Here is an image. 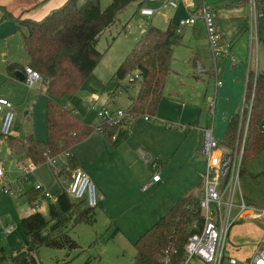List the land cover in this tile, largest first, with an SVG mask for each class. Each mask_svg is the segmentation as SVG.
Here are the masks:
<instances>
[{
	"label": "rangeland",
	"instance_id": "rangeland-1",
	"mask_svg": "<svg viewBox=\"0 0 264 264\" xmlns=\"http://www.w3.org/2000/svg\"><path fill=\"white\" fill-rule=\"evenodd\" d=\"M112 1L102 0V8L106 9ZM79 2L81 4L84 0ZM144 8L155 10L157 13L154 17L143 18L139 14L137 4L129 7L100 40L97 48L104 52L108 49L112 39L117 37L115 43L97 66L94 75L90 76L71 101L67 98L61 101L64 105L70 103L67 106L77 109L79 116L89 124H101L98 118L85 117V109L90 105L89 101L93 95L98 96L103 102L111 104L112 108L125 111L129 108L137 95L138 84L128 92L124 90L123 94L118 96L115 102H112L111 94L116 87V83L111 81L114 72L122 64L134 44L138 42L142 28L146 30L154 26L166 30L168 25L165 22L166 17L170 19L174 13H178L162 2H153L152 0H146ZM258 24L260 43L259 46L252 43L253 57H248L250 63L247 62V66L252 68L256 74H258L257 72L264 73V12L261 10L259 11ZM242 33L248 37L247 52L249 53L250 50L252 51L249 30L246 32L243 28L241 35ZM200 37L201 35H197L190 28L185 31L182 45L178 46L174 52L172 72L166 83L165 95L169 100L176 98L177 101L192 102L200 109L202 108L204 110L202 126L206 127L210 126L213 121L211 104L215 100V77L204 74L201 80L195 79L192 76L194 73L189 63L194 50H199V52L207 54L208 59L204 58V63L211 64L209 44L207 46L205 42L199 41ZM189 40H192L193 43ZM6 46L8 47L6 40L0 39V99L9 101L15 114L14 128L10 136L25 138L33 134L36 139L45 140L47 137L46 101L44 97H38L42 91L41 86L38 84L30 88L25 82L11 80L8 77L10 63L24 65L27 62L21 34H16V40L9 43L11 50L7 51ZM172 93H177L180 97L178 98ZM243 98L244 95L242 100ZM157 123V120L154 123H146L142 116L125 127L124 132L119 131L117 134L120 139L130 138L133 130L140 129L133 142L121 140L119 148L134 149L133 145H142V149H147V156H153L162 162V168H160V164L153 168L151 165L148 166L143 158H137L139 171L143 172L147 181L152 180L156 175L163 180L160 186L150 187L144 192L120 191L118 182L123 184L126 180L128 182L131 180L120 156H103L102 161H94L92 153L94 140L86 144L85 140L73 148V154L78 162L81 164L82 155L93 165L92 171L101 176L102 183L110 194L107 202L110 209L107 208L108 212H105L101 207H98L95 224L82 223L72 228L70 235L80 246L79 249L70 251L43 247L37 255V264H130L136 254L134 243L138 238L158 221V216L165 214L166 210L180 197L192 192L194 187L203 181L206 173V159L203 156L202 162L201 159L192 157V151L189 150L192 149L189 146L191 138L187 139L192 132L190 130L183 131L180 127H176V131L167 126H164L167 127V130L162 127L151 128ZM144 126L151 127L143 128ZM29 127L32 129V133ZM9 154L7 137L0 135V159L6 158L5 161H2L5 178L0 180V189L9 188V190L0 193V253L3 251L8 260L7 264H12L11 256L19 250L25 249L27 240L21 224L26 212L30 210L28 199L25 197L26 192L36 189L37 185L42 184L44 190L54 196L59 195L69 188L72 172L66 178L57 180L50 164L46 163L37 167L35 173L26 179L24 168L31 166L32 163L27 159L21 161L17 155H13L12 159L17 162V165L11 169L7 158ZM106 170L113 173V178L106 174ZM96 187L98 197L101 199L102 193L97 183ZM128 187L127 184L124 189L129 190ZM240 191L247 201L253 202L259 210H264V152L250 163L248 172L240 177ZM197 196L202 198L201 189L197 191ZM42 213L48 217V210ZM11 226L14 227V230L11 235H7L5 231ZM259 229L262 231L264 229L263 224L259 221L243 220L237 223L231 230L229 252H233L232 242L235 247L245 244L255 245L260 234ZM0 264H2L1 261ZM190 264L204 263L194 259Z\"/></svg>",
	"mask_w": 264,
	"mask_h": 264
},
{
	"label": "trees",
	"instance_id": "trees-1",
	"mask_svg": "<svg viewBox=\"0 0 264 264\" xmlns=\"http://www.w3.org/2000/svg\"><path fill=\"white\" fill-rule=\"evenodd\" d=\"M79 1L68 0L38 21L15 17L0 6L3 12L1 21H14L17 24L27 57L24 65H8V77L13 80L17 71L26 76V68L36 72L41 78L39 85L46 99V139L38 140L33 134L25 138L9 136L7 144L21 160L27 159L36 167L53 158L56 163L50 167L57 180L66 178L80 168L70 153L71 149L94 132H101L109 141H113L121 129L130 125L129 120L136 121L145 115L156 118L161 103L167 99L165 87L172 72L175 49L182 45L184 39V29L178 32L173 24L166 30L149 27L111 78L116 83L111 96L122 88L128 92L138 84L137 95L126 110L127 121L122 126L113 127L89 124L75 109L61 101L73 99L94 75L112 43L117 40V37L113 38L108 49L100 51L97 47L104 34L111 30L129 7L137 4L138 10H141L146 0H113L106 9L102 8L101 0H84L81 4ZM200 1L197 2L198 6L202 5ZM257 2L259 11L264 12V0ZM188 13L193 15L196 12L189 10ZM136 74L139 75L138 79L135 78ZM128 75H132L133 79H129ZM246 94L252 106L250 115L244 116L243 128L240 127L241 114L238 111L230 119L220 142L222 149L234 154L240 149L247 127L241 175L264 151V73L250 72ZM203 184V181L198 183L192 192L180 198L138 238L134 243L136 254L130 264H164L167 250L172 253V264L180 262L190 237L196 232L193 223L201 219V198L196 192L203 189ZM55 196L57 202L49 204L48 217L37 212L21 220L27 240L25 249L11 256L12 264H37V255L43 247L70 251L79 249L80 246L70 235L72 228L82 223H96L97 208H89L84 200L72 199L67 190ZM25 197L31 208L41 193L32 189L26 192ZM0 261L2 264L8 261L3 251Z\"/></svg>",
	"mask_w": 264,
	"mask_h": 264
},
{
	"label": "built area",
	"instance_id": "built-area-1",
	"mask_svg": "<svg viewBox=\"0 0 264 264\" xmlns=\"http://www.w3.org/2000/svg\"><path fill=\"white\" fill-rule=\"evenodd\" d=\"M162 2L165 6L172 9L179 7V0H156ZM258 0H248L250 7V15L248 18V30L252 43L259 46V10ZM189 9V8H188ZM143 16L152 17L156 14L155 10L143 8L140 10ZM197 19H201L205 25L206 37L209 48L214 60L212 69H208L205 65L197 62L195 70L198 75L208 74L212 72L216 79V87L222 86V82L218 80L217 75V60L221 57L224 50L223 35L221 34L215 14L207 7L201 8L197 13L189 15L186 19L179 22L177 27L178 32H181L188 26L196 24ZM251 57V54H250ZM233 63L237 60L231 56ZM250 63V59H249ZM128 78L133 79L132 75ZM138 79L139 75L136 74ZM40 76L36 72L26 68L25 83L30 88L35 87L40 83ZM248 83V81H247ZM132 89V88H131ZM247 84L244 93V98L239 107L241 114L240 127L243 128L244 116L250 115L252 103L247 100ZM124 89H119L112 97V102H115L118 96L123 94ZM89 106L85 109V117L89 118L93 115L101 121V124L109 127L122 126L124 121H127V114L125 110L112 108L111 104L101 105L100 98L93 95L89 102ZM214 107V102L212 108ZM78 114L79 112L76 111ZM144 120L153 122L156 119L150 115H145ZM135 120H129L130 124ZM15 114L12 111V106L9 101L0 99V135L9 137L14 128ZM127 127V126H125ZM264 129V126L262 127ZM242 140L240 149H237L234 154L227 153L220 146V141L214 137L213 129L206 131V140L202 149V154L206 159V173L203 179V196L199 202V210L201 219L195 220L193 228L196 232L190 237L186 247L185 253L178 264H190L194 259L199 260L204 264H264V229L259 244L252 257L247 261H240L229 252V240L231 230L240 221L261 222L264 226V210H259L255 205L249 203L240 191V177L241 167L243 163V155L245 151V144L247 138V127ZM148 163H152L154 167L159 164L149 157ZM47 163L55 165L56 161L53 158H48ZM36 166H26L24 168V177H29L34 174ZM5 178V173L0 159V180ZM159 176H154L153 181L158 182ZM70 185L67 193L76 201H86L87 206L91 209L99 207L100 199L97 193V187L91 176L85 170L79 168L72 174V179L69 181ZM150 187V183L146 184L143 191ZM9 190L5 187L0 189V193ZM36 190L41 193V197L36 204L31 207L28 214L42 213L48 210L50 203H56V196L49 191L44 190L42 184L37 185ZM14 227L7 228L5 233L10 235ZM172 253L167 250L164 258V264H172Z\"/></svg>",
	"mask_w": 264,
	"mask_h": 264
},
{
	"label": "crops",
	"instance_id": "crops-1",
	"mask_svg": "<svg viewBox=\"0 0 264 264\" xmlns=\"http://www.w3.org/2000/svg\"><path fill=\"white\" fill-rule=\"evenodd\" d=\"M67 1L68 0H0V6L4 7L7 11L12 13L15 17H21L24 19H31L34 21H38V20L45 18L51 11L63 6ZM152 1L160 2L156 0H152ZM179 2H180L179 7L177 9H174L178 11V13L177 14L174 13L173 17H170V19L169 17H166L165 19V22L168 23L167 28L170 24H173L174 26L178 27L179 22L183 19H186L189 16L188 15L189 10L197 13L201 8L205 6L209 8L215 14L218 27H220L221 29L219 30L221 34L223 35L224 50L221 54V57L217 60V75H218L217 78L223 84L222 86L217 88L216 79H215V100H214L213 109H212L213 104H211L213 121L210 126L209 125H207L206 127L202 126V116H203V111H204L202 108L200 109L199 106H197L196 104L192 102L185 103L179 100L177 101L176 98H173V100L165 99L161 103L158 113L155 118L158 123L155 124L153 127L144 126L143 128H150V127L151 128H154V127L161 128L162 127L167 130V127H168L170 129L172 128L171 130L176 131L177 130L176 127H180L181 129H183V131H186V132L187 130H190V132L192 133L189 134L190 137H187V139L189 140V138H191L189 146H191L192 149H189V150L192 151L193 158L201 159L203 162L204 157L202 154V149H203V146L206 140V131L209 129H213L214 137L218 139L219 141H222V139L225 136V132L230 122V119L232 118L233 115H235L239 111L241 100L245 93L249 74L251 71L255 72L252 70V68H249L247 66V62L249 64L248 57H250V54H251V58L253 57V51L250 50L249 53L247 52V46H248L247 38L248 37L246 36L245 33H242L241 35V32H243V28H245L246 32L248 30L247 28L248 18L250 15L248 13L250 12V7L248 4V0H201L200 1L202 3L201 6H198L197 4L198 0H179ZM102 4L103 3L101 0V5ZM248 7H249V10H248ZM139 14H140V10H139ZM2 15H3V12L2 10H0V18H2ZM141 16L143 18H150L148 16H143V15ZM189 28L190 30L192 29L194 33H196L197 35H201L202 38L200 37L199 41H201L202 43L205 42L208 46L205 25L201 19H197V22L195 25L186 27L183 30V33L185 34V31ZM146 30L142 28L141 30L142 34L140 38L142 37V35L144 34ZM18 33L20 32L18 30L17 24L14 21H1L0 22V39L6 40V42L8 43V47L6 46L7 51L11 50L9 43L12 40H16V34ZM21 40H22V35H21ZM189 41L193 43L192 40H189ZM114 43L115 42H113L112 45ZM22 46H23V40H22ZM209 52H210L211 64L204 63L203 59L204 58L208 59L206 56L207 54H205L204 52H199V50H194L193 55L190 58L189 63L194 73V75L192 76L197 80H201L203 78L202 75H198L196 73L195 65L197 62L202 63L208 69H212L214 66L213 56L211 54V51ZM129 53L130 52H128V54ZM231 56L236 58L237 60L236 63L232 62ZM23 75L25 76L24 73ZM206 75H209L210 77H214L212 72H209ZM14 79L17 80L16 78ZM172 94L178 98L180 97V95L177 93H172ZM38 97L45 98V95L43 93H40ZM100 104L108 105L109 103L108 102L105 103L100 99ZM67 105H70V103H68ZM70 107L73 108L72 106ZM75 110L78 111L77 109ZM45 115H46V108H45ZM89 118H96V117L93 115L92 117H89ZM144 122L154 123V121L147 122L145 120ZM164 126H167V127H164ZM30 127L29 129L32 133V129ZM124 131L125 129L120 130V132H124ZM139 131L140 129L137 128L133 130V133L130 138H123V139L118 138L117 137L118 133H117L113 141H109L107 137L101 132H94L85 141V144H86L94 140L93 142L94 149H92L94 161H102L103 156H108V157H112V155L120 156V159L124 162L127 168V171L130 175V179H131L129 180V182L128 180H126L123 184L118 182L120 184L118 188L121 189L120 190L121 192H131V193H138L140 191L144 192L143 186H145L146 184L150 183V187H158L162 184V181H163L162 178H160L158 182H154L153 179L152 180L150 179L149 181H147L143 172L139 171L140 168L137 162V158L140 159V157L144 159L145 163L148 166L151 165L153 168H156L153 166L152 163L147 162V159L153 156H147L146 155L147 149H144V148L142 149V145H138V144L133 145L134 149H120L119 148L120 147L119 142L121 140L125 142H133V139L135 138L136 134ZM46 132H47V128H46ZM18 137L21 138L20 136ZM70 153L74 156V158H76V156L73 154V149H71ZM10 154L7 156V158L9 159L10 166L12 169L17 165V162L13 161L12 159L13 158L12 156L16 154H14L11 151V149H10ZM17 157L19 158V156ZM19 159L21 160V158ZM153 159L158 164L161 165L160 168L163 167L161 161H158L154 157ZM5 160L6 158L2 159V161H5ZM78 163L81 169L89 173V175L91 176L95 184L97 183L100 186L101 193H102V196L100 199L101 209L105 212H108L107 208L110 209V207L107 205V202H108V198L110 194L106 191L104 184L102 183L101 176L97 175L96 172L92 171L93 165L88 160L83 158L82 155H81V164L80 162ZM100 167L105 169V167L103 166H100ZM105 172L107 175L113 178V173H109L107 170ZM247 172H248V168H247ZM127 184L129 186L128 187L129 190L124 189ZM248 202L255 205L251 201H248ZM172 206H170L169 209ZM168 210H166V212ZM29 211L26 212L25 216L28 215ZM163 215L164 214L158 216L157 219H159ZM261 236H262V230H260V234H259L258 240L255 243V245L245 244L242 246L237 245L235 247L234 242H232L233 252L231 253L230 251V253L233 256H235L237 259H239L240 261H247L254 254L256 247L260 242Z\"/></svg>",
	"mask_w": 264,
	"mask_h": 264
},
{
	"label": "water",
	"instance_id": "water-1",
	"mask_svg": "<svg viewBox=\"0 0 264 264\" xmlns=\"http://www.w3.org/2000/svg\"><path fill=\"white\" fill-rule=\"evenodd\" d=\"M15 78L19 80L20 82H25V76L20 71H17L15 73Z\"/></svg>",
	"mask_w": 264,
	"mask_h": 264
}]
</instances>
